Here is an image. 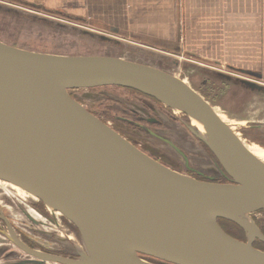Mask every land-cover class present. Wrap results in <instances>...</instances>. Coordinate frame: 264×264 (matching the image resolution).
<instances>
[{"label": "water", "instance_id": "water-1", "mask_svg": "<svg viewBox=\"0 0 264 264\" xmlns=\"http://www.w3.org/2000/svg\"><path fill=\"white\" fill-rule=\"evenodd\" d=\"M239 82L264 90L249 79ZM103 86L133 89L182 110L188 130L220 164L209 170L228 182L200 181L166 167L69 94ZM0 180L59 212L80 235L82 248L70 258L27 246L7 223L8 240L34 264H153L140 255L172 264H264V251L252 245L255 238L264 242V234L251 218L264 209V162L175 73L120 57L42 53L0 40ZM220 219L238 225L247 241L227 234Z\"/></svg>", "mask_w": 264, "mask_h": 264}, {"label": "rangeland", "instance_id": "rangeland-1", "mask_svg": "<svg viewBox=\"0 0 264 264\" xmlns=\"http://www.w3.org/2000/svg\"><path fill=\"white\" fill-rule=\"evenodd\" d=\"M0 5L2 6L0 7V40L9 45L42 53L120 57L175 73L186 80L197 92L205 93L219 115L246 142L251 152L264 162V148L258 141L261 135H264V90L253 91L244 87L239 82L242 79L239 73L218 67L211 68L210 65L197 61L185 59L179 61L171 55L164 54L159 48L144 46L143 42L125 40L111 34L108 30L98 29L99 27L62 15H44L36 12V9L14 1L0 2ZM45 17L49 22L41 19ZM78 29L92 32L94 36L104 33L113 41L93 38L92 35L83 34ZM259 84L264 86V81H259ZM80 93L86 98L93 99V96L96 98L100 94V89L79 90L77 94ZM179 115L183 116L184 113ZM182 119L187 123L190 122L186 117ZM37 202L35 197L25 191L0 180V205L3 206L8 217L17 223L15 224L17 230L22 224L25 232L21 233L28 235L37 247L55 252L63 246L67 252L73 253H76L78 248H82L81 241L73 232L67 233L70 237L72 236L71 241L75 245L67 243L65 238L67 235L58 228L62 223L56 220L57 215H54L52 220H47L43 213L36 212L34 204ZM262 216L264 212L259 214L258 218ZM251 218L254 221L253 214ZM5 231V227L0 223V264H16V260L25 264H34L31 257L9 242L7 236L2 233Z\"/></svg>", "mask_w": 264, "mask_h": 264}, {"label": "crops", "instance_id": "crops-1", "mask_svg": "<svg viewBox=\"0 0 264 264\" xmlns=\"http://www.w3.org/2000/svg\"><path fill=\"white\" fill-rule=\"evenodd\" d=\"M10 1L143 42L179 61L237 72L258 84L264 81V0Z\"/></svg>", "mask_w": 264, "mask_h": 264}, {"label": "flooded vegetation", "instance_id": "flooded-vegetation-1", "mask_svg": "<svg viewBox=\"0 0 264 264\" xmlns=\"http://www.w3.org/2000/svg\"><path fill=\"white\" fill-rule=\"evenodd\" d=\"M90 89H100V94L96 98L93 96V99L86 98V96L81 93L77 94L79 90L86 89H72L69 91V94L89 112L106 123L136 148L166 167L193 177L196 180L216 183L228 182L224 174L211 168L209 170V167L212 165L220 169V164L210 149L188 130L186 127L187 122L182 119V117L188 119L185 114L181 116L179 112L165 106L155 98L133 89L119 86H103L89 88L88 90ZM261 136V139L258 141L260 146L264 148V135ZM34 208L37 213H43V216L46 217L47 220H52L53 216L57 215V217L55 216L56 220H58V223H62L58 228L67 235V237H65L67 243L69 242L75 245L73 241H71L72 236L70 237L68 235V231L73 232L75 237L81 241L77 229L59 212L50 210L39 200L34 204ZM3 209V206L0 205V223H2L6 229V231L2 233H9L7 227L8 223L13 228L18 238L29 247L65 257H77L76 253L67 252V249L65 250L63 246H60L59 251L55 252L53 250L50 251L37 247L28 235L21 233L25 232V228H23L22 224L19 223L21 225L19 228L20 231L17 230L18 228L15 226L17 223L12 221ZM263 212L264 209L257 211L253 213V217L255 223L264 234V227H262L264 225V216L258 218V215ZM6 218L7 222L4 220ZM35 221L39 224L37 220ZM218 223L227 234L238 240L247 241L244 230L234 227L226 220L220 219ZM40 225L44 224L40 223ZM56 237H58L57 234ZM9 242L13 244L10 240ZM252 245L264 251V242L258 238L253 239ZM140 256L153 264H172L149 256Z\"/></svg>", "mask_w": 264, "mask_h": 264}, {"label": "trees", "instance_id": "trees-1", "mask_svg": "<svg viewBox=\"0 0 264 264\" xmlns=\"http://www.w3.org/2000/svg\"><path fill=\"white\" fill-rule=\"evenodd\" d=\"M200 94L205 98V99H207L208 100V97L205 95V93H201L200 92ZM229 222V221H228ZM230 224H232L234 227H236V228H238V229H241L238 225H236V224H234V223H232V222H229ZM263 225V224H262ZM262 227H264V225L262 226Z\"/></svg>", "mask_w": 264, "mask_h": 264}, {"label": "bare ground", "instance_id": "bare-ground-1", "mask_svg": "<svg viewBox=\"0 0 264 264\" xmlns=\"http://www.w3.org/2000/svg\"><path fill=\"white\" fill-rule=\"evenodd\" d=\"M176 112L182 113V110L180 109H175ZM222 118V117H221ZM223 119V118H222ZM224 120V119H223ZM225 121V120H224ZM226 122V121H225ZM247 146V145H246ZM247 148L249 149V147L247 146ZM250 150V149H249ZM251 151V150H250ZM14 186V185H13ZM27 193V192H26Z\"/></svg>", "mask_w": 264, "mask_h": 264}]
</instances>
